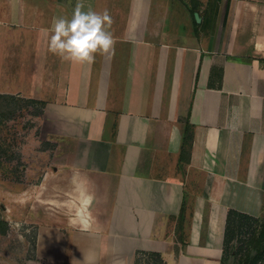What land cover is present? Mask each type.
I'll return each mask as SVG.
<instances>
[{
  "label": "crops",
  "instance_id": "0c3cea01",
  "mask_svg": "<svg viewBox=\"0 0 264 264\" xmlns=\"http://www.w3.org/2000/svg\"><path fill=\"white\" fill-rule=\"evenodd\" d=\"M76 2L0 0V95L43 111L28 264H224L229 210L264 222V0H83L90 65L48 50Z\"/></svg>",
  "mask_w": 264,
  "mask_h": 264
},
{
  "label": "rangeland",
  "instance_id": "374dc122",
  "mask_svg": "<svg viewBox=\"0 0 264 264\" xmlns=\"http://www.w3.org/2000/svg\"><path fill=\"white\" fill-rule=\"evenodd\" d=\"M42 112V104L32 99L0 95V264H28L33 257L35 228L17 198H21L22 189L39 181L43 172L35 171L36 166L43 165L35 157L44 147L39 129ZM24 199L30 202L28 197ZM262 225L263 221L245 220L243 229L228 244L226 257L234 252V259L239 262L252 247L250 240ZM261 246L264 247V240ZM261 261L264 264V258ZM137 264L165 263L154 255L141 254Z\"/></svg>",
  "mask_w": 264,
  "mask_h": 264
},
{
  "label": "clouds",
  "instance_id": "9594fccd",
  "mask_svg": "<svg viewBox=\"0 0 264 264\" xmlns=\"http://www.w3.org/2000/svg\"><path fill=\"white\" fill-rule=\"evenodd\" d=\"M111 18L107 11L98 13L83 0H77L70 17L53 18L48 50L63 61L73 64H92L96 55L109 54L114 38Z\"/></svg>",
  "mask_w": 264,
  "mask_h": 264
},
{
  "label": "trees",
  "instance_id": "16d2710c",
  "mask_svg": "<svg viewBox=\"0 0 264 264\" xmlns=\"http://www.w3.org/2000/svg\"><path fill=\"white\" fill-rule=\"evenodd\" d=\"M187 212V208L183 205V210L181 214L180 227L183 228V217L184 213ZM245 220H255L257 219L245 214L240 213L236 210L230 209L227 215V227H226V238L225 242L228 244L234 239L237 235L239 229H243ZM254 233V232H253ZM264 240V225H262L259 233H256L251 238L252 247L249 248L239 262L235 261L234 252L230 254L229 258H225L224 264H258L264 258V247L261 246L262 241ZM159 261L163 262V259L159 253H151ZM234 259V260H233Z\"/></svg>",
  "mask_w": 264,
  "mask_h": 264
}]
</instances>
